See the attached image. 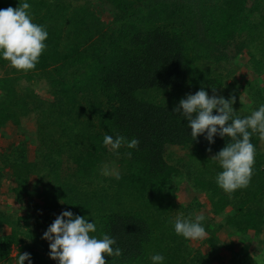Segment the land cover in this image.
<instances>
[{
  "label": "trees",
  "instance_id": "trees-1",
  "mask_svg": "<svg viewBox=\"0 0 264 264\" xmlns=\"http://www.w3.org/2000/svg\"><path fill=\"white\" fill-rule=\"evenodd\" d=\"M23 2L0 0V9ZM27 2L33 22L46 26L47 47L27 72L0 59V131L35 116L36 146L0 148V199L10 195L24 206L35 197L41 213L0 209V264H15L24 252L32 264H57L39 230L63 210L94 219L90 235L116 240L123 254H104L106 264H151L155 253L164 264H264V141L251 139L249 186L228 194L216 184L222 169L211 157L230 138L193 140L174 112L203 87L235 96V114L248 116L240 107L248 87L236 79L238 61L247 56L250 70L264 72V0ZM258 92L257 107L264 85ZM105 135L139 145L114 151L104 146ZM171 149L186 152L175 159ZM113 165L116 176L107 171ZM183 170L194 192L189 204L173 187ZM190 213L206 217L203 239L175 233L170 220Z\"/></svg>",
  "mask_w": 264,
  "mask_h": 264
},
{
  "label": "clouds",
  "instance_id": "clouds-1",
  "mask_svg": "<svg viewBox=\"0 0 264 264\" xmlns=\"http://www.w3.org/2000/svg\"><path fill=\"white\" fill-rule=\"evenodd\" d=\"M31 5L27 0L13 9H0V59L9 63L17 71L35 69L39 58L46 49L48 37L46 26L33 22ZM216 89L213 88V93ZM235 96L225 98L223 95H209L203 87L194 94L189 93L179 101L174 109L187 128L191 129L193 140L199 136L211 145L215 137L230 138L226 145L211 157L222 171L215 181L219 188L231 194L237 189L247 188L253 175L256 147L251 142L254 135L264 141V103L240 118L233 109ZM215 110V114L213 112ZM105 147L118 150L126 144L129 149L137 148L139 140L130 141L124 136L105 135ZM211 151V148L208 149ZM131 155V153H129ZM203 214L177 215L170 220L175 233L185 240L197 241L206 236ZM97 231V223L89 222L86 217L63 210L43 233L42 239L49 242V257L57 264H106L105 255L120 257L122 249L116 240L107 234L102 237L90 235ZM32 264L31 254L19 253L15 264ZM151 264H164L165 256L155 253L150 256Z\"/></svg>",
  "mask_w": 264,
  "mask_h": 264
},
{
  "label": "rangeland",
  "instance_id": "rangeland-1",
  "mask_svg": "<svg viewBox=\"0 0 264 264\" xmlns=\"http://www.w3.org/2000/svg\"><path fill=\"white\" fill-rule=\"evenodd\" d=\"M239 72L236 76L237 80H240L241 84H246L248 88L245 89L243 95L241 96L244 101L240 105V107H243L242 110L246 113L245 115H249L253 110L257 109L258 107L256 104L260 103L258 99L254 97V94L257 95L258 88L264 85V75L261 77L262 74H264L263 71L256 72L255 73L250 70V67L248 65V57L242 56L240 57L239 61ZM248 83V84H247ZM245 85V86H246ZM253 89V90H252ZM37 90H43L45 91L44 87H38ZM262 91V90H260ZM251 93V95H249ZM258 95L259 92H258ZM258 100V101H257ZM252 101L254 102V106L252 104ZM239 106V105H238ZM36 134H37V123H36V117L31 116L28 118H24L22 120V123L19 128H16L15 126H8L5 129H2L0 131V148L2 151H9L13 149L15 146H17L20 142H25L26 148L28 151H31L36 146ZM172 153H174V158L178 159L181 158L182 155L185 154L186 151H180L179 149H171ZM108 174L111 176H116V173L118 172V167L116 165L110 166L108 169ZM184 174L182 177L176 179V183H174V188L179 190L178 198L180 201H182L184 204H189L193 197L194 192L191 189V185L187 182L185 171L183 170ZM35 185V182L32 180L31 186L33 187ZM9 185L8 183H4V189H8ZM35 190V189H34ZM5 191V190H4ZM36 200L35 197L33 199H28L26 204L23 206L22 204H19L16 202L10 195H7L3 201L0 199V209H5V211L9 213H15L20 212V214L24 213H30V214H40L34 204ZM229 212V211H227ZM225 214L222 215V217H219L217 219L218 221L223 222V219L225 218ZM49 225H47L48 228ZM34 227V219L31 220V228ZM35 229V228H33ZM41 233H44L46 230L41 229L39 230ZM223 239L225 241H228L227 238V232H222ZM248 235H253V233H249ZM235 237V234L233 235ZM239 234L236 235L238 237ZM30 242V241H28ZM17 251L15 249L14 254H16Z\"/></svg>",
  "mask_w": 264,
  "mask_h": 264
}]
</instances>
